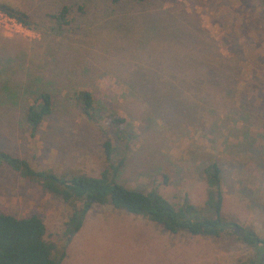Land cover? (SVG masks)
I'll return each instance as SVG.
<instances>
[{"label":"rangeland","instance_id":"374dc122","mask_svg":"<svg viewBox=\"0 0 264 264\" xmlns=\"http://www.w3.org/2000/svg\"><path fill=\"white\" fill-rule=\"evenodd\" d=\"M0 151L34 171L97 178L102 144L116 181L202 209L203 170L219 168L224 223L264 240V0H0ZM66 8L62 19L54 17ZM88 92L94 120L75 94ZM52 107L33 135L24 112ZM123 120L120 133L110 123ZM0 213L37 216L59 264H244L231 225L217 238L171 234L141 216L92 205L72 236L71 208L0 163ZM262 259L264 253H261Z\"/></svg>","mask_w":264,"mask_h":264},{"label":"trees","instance_id":"16d2710c","mask_svg":"<svg viewBox=\"0 0 264 264\" xmlns=\"http://www.w3.org/2000/svg\"><path fill=\"white\" fill-rule=\"evenodd\" d=\"M117 1L112 0L113 3ZM133 1L140 3L146 0ZM0 13L23 27L30 26L28 16L21 11L0 4ZM65 15L66 8L63 7L54 17L62 19ZM75 102L81 114L87 120L93 121L91 95L85 91L77 92ZM51 107V96L46 92H40L32 99L24 112V121L30 135H33L43 118L50 114ZM108 117L118 135L123 120L113 116ZM102 148L106 168L97 178L84 175L56 176L50 172L34 171L24 160L1 151L0 163L18 173L20 177L39 181L45 191L71 208L62 232L66 237L74 235L79 230L83 217L92 205L105 204L110 205L114 210L146 218L171 234L184 232L192 236L217 238L228 226L237 227L224 223L221 219L220 171L216 164H209L203 170L206 185V200L203 208L197 209L185 199L175 208L155 191L143 194L120 185L116 181L120 164L110 163L111 145L104 142ZM242 231L244 235L240 240L251 247L255 255L244 264H264V258L262 259L261 256V253H264V240L252 232ZM43 235L44 227L37 216L17 219L0 213V264H59L63 254L52 258L54 246L45 242Z\"/></svg>","mask_w":264,"mask_h":264},{"label":"water","instance_id":"95a60500","mask_svg":"<svg viewBox=\"0 0 264 264\" xmlns=\"http://www.w3.org/2000/svg\"><path fill=\"white\" fill-rule=\"evenodd\" d=\"M232 229V232L234 233V234H237L238 235V237H240V238H242L243 237V231L242 230H240L239 228H237V227H232L231 228Z\"/></svg>","mask_w":264,"mask_h":264},{"label":"built area","instance_id":"2783aa9c","mask_svg":"<svg viewBox=\"0 0 264 264\" xmlns=\"http://www.w3.org/2000/svg\"><path fill=\"white\" fill-rule=\"evenodd\" d=\"M3 15V14H2ZM6 17V16H5ZM7 18V17H6ZM9 19V18H8ZM12 20V19H11ZM15 22V21H14ZM18 24V23H17Z\"/></svg>","mask_w":264,"mask_h":264}]
</instances>
